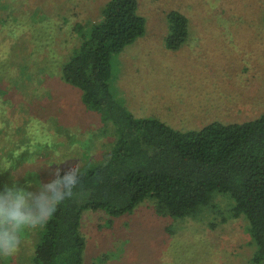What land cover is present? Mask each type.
I'll use <instances>...</instances> for the list:
<instances>
[{
  "label": "rangeland",
  "instance_id": "rangeland-1",
  "mask_svg": "<svg viewBox=\"0 0 264 264\" xmlns=\"http://www.w3.org/2000/svg\"><path fill=\"white\" fill-rule=\"evenodd\" d=\"M108 1L0 0V188L11 174L35 191L52 166L83 171L109 159L114 125L59 77L79 41L75 26L99 21ZM138 2L146 31L112 59L119 102L183 131L264 112V0ZM172 10L189 21L177 49L166 42ZM151 203L120 217L86 211L83 264H251L257 246L249 222L233 216L221 194L196 219L159 215ZM40 236L25 233L0 264H30Z\"/></svg>",
  "mask_w": 264,
  "mask_h": 264
},
{
  "label": "trees",
  "instance_id": "trees-1",
  "mask_svg": "<svg viewBox=\"0 0 264 264\" xmlns=\"http://www.w3.org/2000/svg\"><path fill=\"white\" fill-rule=\"evenodd\" d=\"M167 18L166 42L177 49L189 21L175 10ZM75 29L79 41L61 63L59 77L114 125L115 141L109 159L83 170L73 199L40 231L30 264H83L87 240L81 226L88 210L120 217L151 201L159 215L196 219L218 194L231 202L233 216L249 222L257 246L251 264H264V112L241 123L187 131L156 117H137L115 97L110 80L113 56L146 31L138 0H110L99 21Z\"/></svg>",
  "mask_w": 264,
  "mask_h": 264
},
{
  "label": "clouds",
  "instance_id": "clouds-1",
  "mask_svg": "<svg viewBox=\"0 0 264 264\" xmlns=\"http://www.w3.org/2000/svg\"><path fill=\"white\" fill-rule=\"evenodd\" d=\"M51 168V178L40 182L35 191L11 174L10 182L0 188V256H14L25 233L43 231L58 209L76 194L83 171Z\"/></svg>",
  "mask_w": 264,
  "mask_h": 264
}]
</instances>
